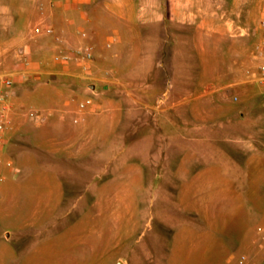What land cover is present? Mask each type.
<instances>
[{
    "label": "rangeland",
    "instance_id": "1",
    "mask_svg": "<svg viewBox=\"0 0 264 264\" xmlns=\"http://www.w3.org/2000/svg\"><path fill=\"white\" fill-rule=\"evenodd\" d=\"M87 2L80 30L88 42L69 44L62 14L51 11L59 0H0V75L14 77L13 125L0 149V264H98L110 246L169 247L172 232H209L219 245L257 232L264 87L250 74L260 62L264 0ZM46 24L53 35L36 33ZM84 44L95 54L89 77L61 96L70 82L44 71L66 64L83 73L53 55ZM62 99L78 110L93 100L73 119L104 129L92 146L102 157L53 171L49 161L61 159L42 138L50 125L39 122L56 116L51 105ZM102 183L117 200L94 205L90 187ZM52 248L60 251L47 256Z\"/></svg>",
    "mask_w": 264,
    "mask_h": 264
},
{
    "label": "crops",
    "instance_id": "2",
    "mask_svg": "<svg viewBox=\"0 0 264 264\" xmlns=\"http://www.w3.org/2000/svg\"><path fill=\"white\" fill-rule=\"evenodd\" d=\"M52 1L50 0V2ZM88 3L87 0H59V3L51 9V11L62 14L63 32L67 35V43L69 44L88 42V35H83V32L87 31L80 30L82 24L88 20L86 18ZM54 68V70L44 72L53 78L70 82L69 85L58 88L57 91L61 96L72 95L77 92V89L79 90L80 86L78 85V88L74 79L83 84L84 79L89 77L84 72L68 70L66 64L55 65ZM72 83L76 84L73 86ZM92 84L97 88V82L89 81L87 86ZM45 103L47 106L51 104L50 101ZM51 106L57 111V115L52 119L40 121L39 124L42 127L50 125V130L45 132L42 138L43 141L50 144L51 148L48 151L53 154V159L60 158L61 161H49L48 168L57 171L64 169V164L73 162L74 168L79 169L86 166V159L89 156L101 159V152L93 150L92 146H94L95 141H98L99 135H103L104 129L101 127L91 129V126L94 125V118L87 116L85 120L73 119L75 112L82 111L81 108L78 110L77 101L62 99L57 105ZM230 153L235 155L231 151ZM112 181L113 179H110V181L104 182V185L107 186ZM104 185L103 183L94 184L90 187V191H92L90 203L97 205L104 201L112 203L117 200V193L112 188L110 192H105V196L102 194V189L107 188ZM69 198V193L63 191L59 201L65 203ZM63 233L65 234V232ZM100 234H104V232H100ZM210 235L209 232L198 234L193 230L172 232L171 246L169 247L166 244H147L142 248L127 247L124 249L110 246L106 250L109 254V260L98 264H240L241 259H244V264H261L264 261V225H259L257 232L239 233L236 240H229L231 243L229 245H219L213 240L210 243ZM58 251L60 249H47L46 255L52 256Z\"/></svg>",
    "mask_w": 264,
    "mask_h": 264
},
{
    "label": "built area",
    "instance_id": "3",
    "mask_svg": "<svg viewBox=\"0 0 264 264\" xmlns=\"http://www.w3.org/2000/svg\"><path fill=\"white\" fill-rule=\"evenodd\" d=\"M260 28L264 30V18L260 22ZM35 31L39 34L45 33L48 35H53L55 33L53 26L47 24L36 26ZM83 35L87 36V32H83ZM256 58L260 60V62L257 64V68L251 72L250 80L258 82L264 87V37L258 46ZM53 59L61 63L77 62L81 65L84 73H89L95 61V54L90 45L84 44L73 50L60 49L53 55ZM13 84L14 77L11 73L0 75V149L5 143L7 131L13 125V117L11 114L12 104L8 101L10 92L7 89L12 87ZM92 102V99H87L80 103V108L85 109L92 104ZM240 264H244V259L240 260ZM261 264H264V261Z\"/></svg>",
    "mask_w": 264,
    "mask_h": 264
},
{
    "label": "water",
    "instance_id": "4",
    "mask_svg": "<svg viewBox=\"0 0 264 264\" xmlns=\"http://www.w3.org/2000/svg\"><path fill=\"white\" fill-rule=\"evenodd\" d=\"M92 86H93V88H95V85L94 84H92Z\"/></svg>",
    "mask_w": 264,
    "mask_h": 264
}]
</instances>
